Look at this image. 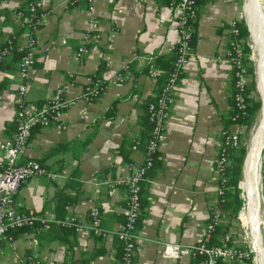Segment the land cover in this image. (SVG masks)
<instances>
[{
	"label": "crops",
	"instance_id": "1",
	"mask_svg": "<svg viewBox=\"0 0 264 264\" xmlns=\"http://www.w3.org/2000/svg\"><path fill=\"white\" fill-rule=\"evenodd\" d=\"M241 1L203 0L198 6L195 42L175 90L159 148L160 164L145 190L134 264H196L187 254L163 257L162 246L200 242L218 202L215 160L223 143L224 117L231 112L232 67L225 60L218 62L216 56L228 47L231 25L242 22ZM25 2L7 0L0 44L12 35L18 43L26 40L28 31L17 33L19 23L13 15ZM43 4L46 15L36 33V59L27 76L19 74L18 65L0 70V142L16 129L15 95L21 83L27 82L25 101L30 104L49 99L58 87H66L67 95L77 102L58 123L32 131L19 160L41 159L56 178L28 179L16 201L22 210L37 214L54 211L56 192L77 170L81 196L67 208L68 214L87 222L95 205L108 232L101 238L57 228L16 232L12 241L2 244L0 264H20L33 254L45 264H118L113 232L125 219V189L117 186L109 194V187L99 180L121 179L131 171L128 159L136 166L143 161L141 150H133L131 144L142 131L143 103L154 93L156 82L147 73L144 55L156 52L163 43L176 42L177 24L163 0H94L93 13L88 0H43ZM92 17L98 21L100 38L88 44L80 59L76 51ZM126 65L131 76L126 73L125 80L108 84L92 101L83 99L84 87L94 75L105 79L124 73ZM113 102L114 114L107 116ZM229 129L239 130L237 125ZM58 145L66 148L54 152ZM262 183L264 187V171ZM244 212L241 219L246 222ZM239 223L237 213L229 233L238 247L246 249L249 237ZM237 264H252V260Z\"/></svg>",
	"mask_w": 264,
	"mask_h": 264
},
{
	"label": "built area",
	"instance_id": "2",
	"mask_svg": "<svg viewBox=\"0 0 264 264\" xmlns=\"http://www.w3.org/2000/svg\"><path fill=\"white\" fill-rule=\"evenodd\" d=\"M88 10L93 13L94 0H88ZM7 0H0V10L6 5ZM197 0H169L168 6L172 10L173 17L177 24L178 38L174 43H163L159 49L152 53L144 55L148 69V75L152 79H156L160 69L156 59L163 53L176 51L177 55L173 61L171 70L163 85L160 94L156 100L148 105L149 121L152 123L151 137L148 144V151L143 155V161L138 165L129 162L130 173L121 179H100L99 183L106 184L109 187V194L115 187L125 188V222L113 233L125 243L123 258L119 264H129L134 262L137 243L139 239V229L135 228L141 207L138 200V192L140 189L139 182L143 178L147 168L151 164L150 155L154 151H158L160 144L165 137L166 123L170 117V111L174 101V94L177 88L180 75L186 66L189 56L192 52V36L196 30L194 22L197 21L196 11ZM13 15L18 19L19 24H25L29 29L26 40L19 43V50L24 51L20 61L18 62V72L22 77H26L28 70L34 65L37 50L36 33L44 21L46 15L43 0H30L26 9L23 11L17 9L13 11ZM3 16L0 13V23ZM161 21V19H160ZM239 28L236 23L230 27V33L237 34ZM99 24L95 17L89 21V28L83 34V43L77 48L76 55L81 59L88 51V44L99 39ZM243 40L232 42L233 51L230 49H220L216 56L218 62L227 61L234 70L235 88L233 100L239 110L245 108L246 84L248 82V74L242 63ZM10 44L0 47V65L9 56L11 51ZM136 57V55H135ZM124 73L117 72L109 75L105 79L93 78L84 87L83 99L92 101L99 97L108 84H115L128 78L130 74L129 67H124ZM126 73H128L126 75ZM131 76V74H130ZM27 82L21 83L15 95V103L17 111L15 114L16 129L11 137L0 142V254L2 253V244L12 241L13 236L10 230L21 227H32L39 222L44 229L50 225H68L73 226L76 231H83L94 237H104L106 231L102 225V212L99 207L93 205L88 211V221L84 222L73 214H67L63 218H58L53 211L37 214L34 211L22 210L16 201V195L28 179L36 176H46L50 180L56 178V174L50 172L46 166L36 159H27L20 161L21 155L26 150L32 131L35 128L47 127L58 123L62 119L64 113L70 109L77 100L67 95L66 87H58L52 96L38 104H30L25 101ZM225 133V132H224ZM238 145V134L231 131L224 135V140L220 150L216 156V174L219 179L218 195L223 192V184L227 178L224 175V168L229 164L228 147ZM133 150L136 146L132 145ZM239 187L240 184H239ZM243 198V193L240 196ZM244 200V198H243ZM244 206L238 212V219L244 229L241 219V213L244 212ZM224 215L219 210H214L206 224L202 239L197 244L191 246H182L172 243H164L162 246V256L167 258H177L181 254H187L196 260V264H237L251 258L252 264H255V255L253 251V237L250 232H245L247 237L251 238L248 248L242 249L238 247L236 240L231 237L228 232L220 238L219 244H210L212 233L215 225L221 223ZM261 224L264 226V219L261 216ZM264 228V227H263ZM264 234V230H263ZM264 244V240H263ZM20 264H45L35 255L25 257ZM57 264V263H49Z\"/></svg>",
	"mask_w": 264,
	"mask_h": 264
},
{
	"label": "trees",
	"instance_id": "3",
	"mask_svg": "<svg viewBox=\"0 0 264 264\" xmlns=\"http://www.w3.org/2000/svg\"><path fill=\"white\" fill-rule=\"evenodd\" d=\"M30 0H26L25 5L21 6V10L26 9V5ZM167 4L169 3V0H163ZM203 0H197L196 4V11L198 15V6L201 4ZM3 8L0 10V13L2 14ZM196 25V22H194ZM237 27L239 28V32L237 34L229 33L228 34V49L233 51V45L232 42H235L236 40H243L244 43H242V51H243V57H242V63L246 68V74H248V82L246 84V97H245V108L244 110H239L235 102L233 100V93L236 91L235 88V77H234V70L232 69V96H231V112L228 116L224 117V132L223 133V140L224 135L230 132L229 127L231 125H237L238 127H245L247 130L249 129V126L251 125L257 111L259 108H261L262 103H260V100L257 99L255 96L252 95L254 89H255V74L254 69L251 64V61L249 59L250 54V48L246 44L245 39L246 35L249 37L248 29L245 31V26L242 22H237ZM17 33L20 32V30H26L29 32V29L26 27L25 24H19L18 25ZM195 42V32L192 36L191 45L193 47ZM12 47L10 54L8 57L5 58V60L0 65V70L5 69H11L15 68L16 65H18V62L20 61L22 55L24 54V51L19 50V43L16 41L15 35L10 36V38L5 42L0 44V47H4L9 45ZM177 55V52L174 50L169 53H165L163 55H160L157 57L156 62L160 69V72L158 73L156 77L155 87H154V93L150 95L146 101L143 103V115L141 118L142 121V131L140 135H138L132 142V145L136 146V149L141 150L143 155H145L148 151V144L151 137V128L152 123L149 121V111H148V105L155 101L157 96L160 94L163 85L165 84L168 72L171 70L173 61ZM148 73V72H147ZM182 75V74H181ZM180 75V77H181ZM93 78H101L99 74H96L92 77ZM94 100V99H93ZM114 108H115V102H113L107 112V116L114 114ZM238 134V145L235 147L229 146L228 152V160L229 164L225 166L224 168V175L226 176L227 180L223 184V192L221 195H219L218 202L216 205V208L214 210H219L224 215V219L221 223L215 225L214 231L212 233V237L210 240V244H219L220 237L231 231L232 228V220L236 219L237 213L242 207V199L240 198V188L238 187V182L241 177V171L243 169L242 162L243 159L246 157V148H245V135L243 133H240V131H237ZM66 148V145H58L55 149L57 151H62ZM120 153H122V149L120 148ZM264 153V149H263ZM124 158L127 160V152H123ZM151 164L147 168V171L145 172L143 178L139 182V192H138V200L141 207V213L135 222V228L140 227L141 224V218L143 216V209L145 205V190L146 186L148 184V181L150 178L154 175V171L157 166L160 164V153L158 151H154L150 155ZM41 163V159H38ZM129 162H132L128 159ZM43 164V163H42ZM44 165V164H43ZM60 168H63L64 165L62 160H60ZM45 166V165H44ZM79 173L77 170H74L71 174V176L65 181L62 188H59L58 191L55 194L56 197V205L54 209V213L57 215L58 218H63L68 214L67 208L69 206H73L76 204V202L79 200L81 196L80 192V180H79ZM241 181L239 182V184ZM124 188V187H123ZM125 189V188H124ZM42 214V213H41ZM125 222V219L123 223ZM122 223V224H123ZM44 229L39 222L35 223L32 227H21L17 229L10 230V234L12 236H15L16 232H21L25 230H37V229ZM53 228L62 229L64 232H72L76 233V229L73 226L68 225H50L47 229L51 230ZM116 240L118 241L117 244V259L118 264L123 258V252H124V246L125 243L123 240L119 239L117 236ZM101 238V237H100ZM247 260L251 261V258H248ZM129 264H134L133 260Z\"/></svg>",
	"mask_w": 264,
	"mask_h": 264
},
{
	"label": "bare ground",
	"instance_id": "4",
	"mask_svg": "<svg viewBox=\"0 0 264 264\" xmlns=\"http://www.w3.org/2000/svg\"><path fill=\"white\" fill-rule=\"evenodd\" d=\"M247 9L253 24V40L255 44L256 56L254 63L256 66L257 90L262 101V108L258 124L252 132L247 154V165L245 171V188L243 198L247 202V212L243 213L244 220L250 223L253 237V251L255 254V264H263V243L260 233L261 218L258 216L260 209V170L262 148L264 146V11L257 0H246ZM246 197H245V193ZM245 208V210H246Z\"/></svg>",
	"mask_w": 264,
	"mask_h": 264
},
{
	"label": "rangeland",
	"instance_id": "5",
	"mask_svg": "<svg viewBox=\"0 0 264 264\" xmlns=\"http://www.w3.org/2000/svg\"><path fill=\"white\" fill-rule=\"evenodd\" d=\"M257 2L259 4H262L263 11H264V0H257ZM242 6H243V11H245V12H244V14H242V17L240 18V20L242 21V23L245 26V31H247V29H248V32H249V37H248V35H246L245 42L249 46V48L251 49L250 50V54H249V59L251 61V64H252L253 69H254V74H255L256 73V66H255V63H254V57L256 56V51H255V48H254L255 44H254L253 33H252L253 32V24H252V21L250 19L249 13H248L246 0H242L241 1V7ZM249 27H250V29H249ZM256 87H257V77H256V74H255V89H254L252 95L255 96L257 99H259L260 103H262L261 98H260V96L258 94V90H257ZM261 108H262V106H261ZM261 108L258 109V111H257V113H256L251 125L249 126L248 130L245 127H238V129H239L238 131H240V133H243L245 135V137H246V139H245V148L247 150V152L245 153L246 157H245V159H243L244 162H242L243 169L241 171V177H240V180H239V182L241 181V183H240L241 187H239V182H238V187L240 188V195L239 196H241V194L243 193L242 188H245V185H246L244 175H245L246 165H247L246 158H247V154H248V147H249V144H250V139H251V136H252V132L255 129L256 125L258 124ZM262 152H263V150H262ZM261 163H262L261 170H260V183H261V185H260V187H261L260 188V196H261V200H260V206H259L260 209H259L258 216L260 215L259 217L261 218V216H262V218L264 219V187H263V183H262L263 182V171H264V153H262ZM245 197H246V193H245ZM241 199L243 201L242 205L244 206V209H245L247 207L246 206L247 202L245 200H243V198H241ZM243 220H244V218H243ZM261 222H262V220H261ZM239 225H240V227H241V229H242V231L244 233L249 231L250 223L248 221L244 222V225L249 227V228L246 227V230L244 229L245 227H243L241 225V223H239ZM236 226H237V223H236ZM263 227L264 226L262 224H260V233L261 232L263 233V230H264ZM250 232H251V230H250ZM248 234H250V233L248 232ZM245 237H247V236H245ZM261 237H262V234H261ZM248 239H249V241H251L250 237ZM263 240H264V234H263Z\"/></svg>",
	"mask_w": 264,
	"mask_h": 264
},
{
	"label": "water",
	"instance_id": "6",
	"mask_svg": "<svg viewBox=\"0 0 264 264\" xmlns=\"http://www.w3.org/2000/svg\"><path fill=\"white\" fill-rule=\"evenodd\" d=\"M263 148H264V146H263ZM263 148H262V149H263Z\"/></svg>",
	"mask_w": 264,
	"mask_h": 264
}]
</instances>
